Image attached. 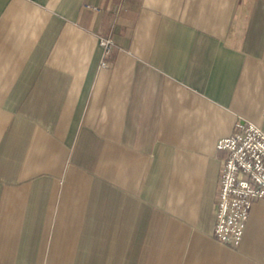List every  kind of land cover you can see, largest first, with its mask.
<instances>
[{"label":"crops","instance_id":"obj_1","mask_svg":"<svg viewBox=\"0 0 264 264\" xmlns=\"http://www.w3.org/2000/svg\"><path fill=\"white\" fill-rule=\"evenodd\" d=\"M239 120L264 0H0V264H264V197L214 236Z\"/></svg>","mask_w":264,"mask_h":264},{"label":"built area","instance_id":"obj_2","mask_svg":"<svg viewBox=\"0 0 264 264\" xmlns=\"http://www.w3.org/2000/svg\"><path fill=\"white\" fill-rule=\"evenodd\" d=\"M86 8L99 11L95 5ZM101 65L109 66L115 46L111 36H102ZM226 151L220 174L214 236L226 245L237 247L242 242L250 211L264 197V130L251 121L236 122L233 133L217 141Z\"/></svg>","mask_w":264,"mask_h":264}]
</instances>
